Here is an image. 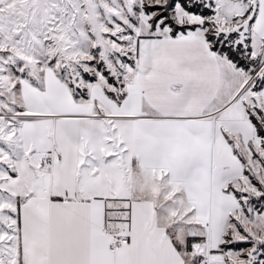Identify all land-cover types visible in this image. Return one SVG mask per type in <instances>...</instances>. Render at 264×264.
Listing matches in <instances>:
<instances>
[{
  "label": "snow or ice",
  "instance_id": "obj_1",
  "mask_svg": "<svg viewBox=\"0 0 264 264\" xmlns=\"http://www.w3.org/2000/svg\"><path fill=\"white\" fill-rule=\"evenodd\" d=\"M0 264H264V0H0Z\"/></svg>",
  "mask_w": 264,
  "mask_h": 264
}]
</instances>
